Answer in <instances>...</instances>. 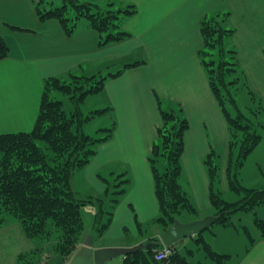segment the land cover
I'll use <instances>...</instances> for the list:
<instances>
[{
	"label": "crops",
	"instance_id": "crops-1",
	"mask_svg": "<svg viewBox=\"0 0 264 264\" xmlns=\"http://www.w3.org/2000/svg\"><path fill=\"white\" fill-rule=\"evenodd\" d=\"M112 1L136 7L137 13L124 23L132 37L101 48L98 33L85 21L79 23L73 36H67L57 20L42 22L38 18L39 0H0V34L10 47V57L0 61V135L33 130L46 79L69 81L72 76L123 70L106 81L97 108L113 109L117 123L114 136L99 146L90 165L77 174L76 190L101 196L106 188L102 177L121 174L130 180L102 244L98 246L95 240V248H131L144 243L142 236L150 231L144 226L160 214L149 164L161 124L156 96L166 107H182L190 123L180 182L199 212L204 217L214 216L204 161L215 149L223 152L225 167L230 132L199 56L204 45L201 22L230 13L225 26L236 31L232 40L236 46L229 43L233 46L229 48L262 53L264 62V0ZM136 63L141 64L133 66ZM71 109L73 112L74 106ZM222 182L228 186L224 174ZM129 230L135 237L133 242ZM205 232L202 238L212 249L228 256L226 264H264L261 233L252 235V240L231 235L218 244L212 240L216 233L206 236ZM15 239L0 238L2 264L5 259L13 262L25 251L20 248L25 245L9 246ZM198 260L214 264L205 255ZM189 262L194 264L195 260Z\"/></svg>",
	"mask_w": 264,
	"mask_h": 264
},
{
	"label": "trees",
	"instance_id": "trees-1",
	"mask_svg": "<svg viewBox=\"0 0 264 264\" xmlns=\"http://www.w3.org/2000/svg\"><path fill=\"white\" fill-rule=\"evenodd\" d=\"M36 13L42 22H60L67 36H73L79 23L86 20L87 25L98 33L99 46L104 48L132 37L124 29V23L137 13V9L134 5L121 6L112 0H39ZM223 20L225 22L226 18L221 20L220 15L202 20L204 45L199 56L230 132L226 174L228 189L238 196L237 201H227L220 190L222 166L218 152L211 149L204 161L215 224L228 226L232 225L236 214L256 213L257 208L264 206V187L247 188L239 179L248 156L264 137V125H256L237 106L231 91L230 87L238 81H229L239 69L238 51L226 49L224 39L234 35L235 30L224 28ZM9 57L10 47L0 34V61ZM122 72L72 76L69 81L58 77L46 79L33 130L0 135V230L7 226L9 218H16L29 239H55L59 253L66 255L80 240L85 227L83 210H86L93 214L92 235L95 240L106 234L130 180L121 174L112 178L102 177L106 188L101 196L86 195L76 190L77 174L90 165L98 154L99 146L113 138L117 127L112 108L85 113L82 106L90 96L103 92L107 80L120 76ZM66 98L74 106L70 114L65 110ZM156 100L161 124L149 164L160 214L152 224H164L165 231L177 221L174 218L178 210H186L194 216L199 210L180 182L185 136L190 123L182 107H166L158 96ZM230 105L235 112L231 111ZM251 114L258 113L253 110ZM104 116L110 118L111 125L99 130L104 133L102 136L86 131L88 123ZM256 226L264 239V219H257ZM246 233L252 240L250 231ZM155 235L152 234L144 243L158 242L160 239ZM194 241L203 250L206 260L226 264L228 256L215 252L202 234ZM172 248L175 251L171 258L173 263L192 264L178 253L176 246ZM158 249L160 247L155 244L150 245L124 257V264H161L155 260ZM193 255V251H189V256ZM28 256L20 255L18 264H28Z\"/></svg>",
	"mask_w": 264,
	"mask_h": 264
},
{
	"label": "rangeland",
	"instance_id": "rangeland-1",
	"mask_svg": "<svg viewBox=\"0 0 264 264\" xmlns=\"http://www.w3.org/2000/svg\"><path fill=\"white\" fill-rule=\"evenodd\" d=\"M56 1H60V0H56ZM102 4H105V2H102ZM221 16L225 17L226 20H228L231 14L230 15H227V13L221 14L220 19L222 20L223 17ZM222 23L224 28H226L224 20ZM234 35L230 37H226L224 39L226 49H235V48H229V47H233L232 45L230 46L229 43L230 44L234 43L232 42V40H234ZM235 44L236 42L234 43V46H236ZM237 50L239 49L237 48ZM256 52L257 51H247V50L242 52L238 51L239 69L237 73H235L232 77L229 78V81H232L234 79L238 80L235 84H233L230 87L231 91L233 92L234 98L236 100L237 106L247 116L251 117V119L255 122L256 125L258 124L264 125V62L261 57L262 53L260 54ZM217 56L219 57V50H217ZM100 100L101 98L99 95L90 96L86 100V105L85 106L83 105V111L85 113H88L93 109L99 108V106H101L100 105L101 103L99 102ZM64 104H65V110L68 112V114H70L72 110L71 108L73 107L72 103L68 98H66ZM230 109L232 112H235V109L231 105H230ZM253 110L257 111L258 114L257 115L251 114V111ZM110 121H111L110 118L107 116L99 117L86 125V131L91 135L99 134V136H102L104 133L99 132V130L105 127H109L111 125ZM218 154L221 156V159L219 161L222 166L220 170L221 171V183L219 184L220 190L227 201L235 202L239 199L238 196L230 192L229 189L227 188L228 186L225 187L224 182H222L223 174L225 175L227 180L226 165H227L228 155L226 158V165L224 167V162H222L223 152L220 151L218 152ZM239 179L241 183L247 188L264 187V137L261 143L258 145V147L248 156L244 167L240 171ZM178 211L179 213L175 215L174 219L182 223H190L193 222V220L196 219L200 220L201 217H204V214H201L200 212L198 213L197 216H194L191 212H188L186 210H182V211L178 210ZM83 217H84L85 227L80 236V240L72 248L70 254H66V255L64 254L61 255L59 253L60 249L58 250L57 244L55 243V239H51L47 241L29 239L24 233V230L21 224L19 223V221L13 217L9 218L7 226H5L3 229L0 230V238L2 237L16 238L14 241L19 244L14 242L9 246L15 249L16 247L25 245L24 247H20L21 250L25 249V251L19 253L17 257H15L13 262L12 259L10 261H6L5 259L4 261L5 264H18V257L22 254H24L25 256L29 255L28 258L30 259L28 260V264H71L74 255L81 249L87 235L89 234L92 235L93 214L87 213L86 210H83ZM261 218L264 219V206L257 208L256 213L254 212L238 213L233 217L232 225L222 226L219 224H215L211 229L207 230L205 233L206 236L212 235V233L213 234L216 233L217 235H215L212 240H215V242H218V244L227 240L228 237H231V235H233V237L238 240L246 239V237L248 238L246 233L247 230L250 231L251 235L257 237L258 235L260 236V231L256 226V220ZM164 226L165 225L162 223H160V225L159 224H153V225L151 224L149 226L145 225L144 229L150 231H148L147 234L145 233V235L142 236L143 239L146 241L149 237H151L152 231L160 239V236L164 233V229H165ZM237 232H239L241 238L237 236L238 235ZM128 234H129L128 237L130 236L129 238L133 242V240H135L134 235L133 234L130 235V230L128 231ZM103 238L104 236L96 240V242H98V246L99 244L100 245L102 244ZM114 240H118V238ZM176 247L178 253L182 257H186V259L189 261L191 260V258L192 261L195 260L194 264H198L200 262L198 260L199 256L204 255L203 250L198 247V245L195 243L193 238H187L183 240L178 245H176ZM189 251H193L194 255L190 257ZM1 258L2 255L0 254V259ZM28 258H26V260ZM0 264H2L1 260H0ZM106 264H124V257L113 259L107 262Z\"/></svg>",
	"mask_w": 264,
	"mask_h": 264
},
{
	"label": "water",
	"instance_id": "water-1",
	"mask_svg": "<svg viewBox=\"0 0 264 264\" xmlns=\"http://www.w3.org/2000/svg\"><path fill=\"white\" fill-rule=\"evenodd\" d=\"M215 221V216H209L202 220H196L190 223L176 221L174 225L164 231L158 242L142 243L131 248H95L94 235H88L81 249L74 255L71 264H106L113 259L126 257L130 254L147 249L153 244L158 247L176 246L187 238H194L195 236L211 229L215 225Z\"/></svg>",
	"mask_w": 264,
	"mask_h": 264
},
{
	"label": "built area",
	"instance_id": "built-area-1",
	"mask_svg": "<svg viewBox=\"0 0 264 264\" xmlns=\"http://www.w3.org/2000/svg\"><path fill=\"white\" fill-rule=\"evenodd\" d=\"M175 255V251L172 247H162L155 253V260L161 264H179L173 263L171 258Z\"/></svg>",
	"mask_w": 264,
	"mask_h": 264
}]
</instances>
